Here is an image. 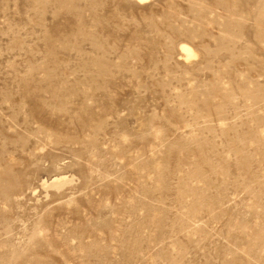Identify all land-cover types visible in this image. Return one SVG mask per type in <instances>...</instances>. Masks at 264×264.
Instances as JSON below:
<instances>
[{
  "label": "rangeland",
  "instance_id": "374dc122",
  "mask_svg": "<svg viewBox=\"0 0 264 264\" xmlns=\"http://www.w3.org/2000/svg\"><path fill=\"white\" fill-rule=\"evenodd\" d=\"M0 264H264V0H0Z\"/></svg>",
  "mask_w": 264,
  "mask_h": 264
},
{
  "label": "bare ground",
  "instance_id": "6f19581e",
  "mask_svg": "<svg viewBox=\"0 0 264 264\" xmlns=\"http://www.w3.org/2000/svg\"><path fill=\"white\" fill-rule=\"evenodd\" d=\"M135 1H137V2H139V3H143V2H146V1H148V0H135ZM180 50H181L183 53L187 54V55H192V51L188 48V46L182 45V46L180 47Z\"/></svg>",
  "mask_w": 264,
  "mask_h": 264
}]
</instances>
